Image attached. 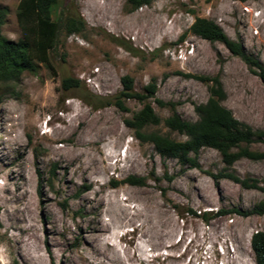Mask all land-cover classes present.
Returning <instances> with one entry per match:
<instances>
[{"label": "rangeland", "instance_id": "rangeland-1", "mask_svg": "<svg viewBox=\"0 0 264 264\" xmlns=\"http://www.w3.org/2000/svg\"><path fill=\"white\" fill-rule=\"evenodd\" d=\"M20 1L0 0L7 10L2 34L15 42L24 37ZM73 12L86 28L60 35L50 67L38 63L36 73L0 84V264H187L188 228L198 236V228H217L205 235L234 242L230 264H256L250 234L264 231V215L218 216L209 223L200 217L251 210L264 193L228 180L216 185L204 173L224 168L213 149L200 151L202 171L160 157L124 123L144 104L127 100V111L114 104L123 77L130 76L140 94L154 81L155 99L196 122L195 106L208 101L209 85L183 75L219 76L222 105L264 130L260 78L222 44L189 31L196 18L212 20L264 64V0H152L136 9L127 0H58L52 15ZM65 78L79 80L80 89L62 90ZM148 102L163 121L171 116ZM147 130L186 139L164 123ZM233 170L264 180V161L241 159ZM131 176L147 184L123 183Z\"/></svg>", "mask_w": 264, "mask_h": 264}, {"label": "trees", "instance_id": "trees-1", "mask_svg": "<svg viewBox=\"0 0 264 264\" xmlns=\"http://www.w3.org/2000/svg\"><path fill=\"white\" fill-rule=\"evenodd\" d=\"M127 1L135 9L152 3V0ZM57 4L58 0H21L17 19L24 30V37L16 42L2 34L7 10L0 7V84L16 83L24 74L36 73L38 63L50 67V54L55 50L60 35L71 36L81 34L85 30V20L77 12L67 14L64 18L63 16L54 18L52 12ZM189 31L211 44H222L234 57L243 61L249 71L259 77L264 84V64L260 59L249 54L241 42L231 40L216 22L206 18H196ZM184 38L185 36L180 39V42L184 41ZM129 51L133 50L129 49ZM183 76L209 85L208 101L195 106L198 121L183 120L175 104L155 99L156 82L150 83L140 94L135 92L134 80L130 76H125L121 79L123 89L116 97L114 105L121 111H127L125 107L127 100H136L144 104L131 119L125 120V126L134 132V137L140 143L152 144L160 157L177 160L182 167L202 171L198 155L202 149H213L220 154L224 168L218 174L204 173L211 177L216 185H219L221 180H228L242 189L264 193V180L253 177L241 178L233 170L235 163L241 159L253 162L264 161V130L254 129L240 122L234 117L232 111L222 105L226 100V93L219 76L205 77L192 74ZM61 87L65 91L80 89V81L65 78L62 80ZM151 99L160 108H168L171 116L163 121L156 114L152 104L148 102ZM162 123L171 132L179 133L186 139L179 142L160 132L147 130L150 127H159ZM255 146H261L262 150L255 149ZM167 180L171 182L172 178L167 176ZM123 183L134 187H144L147 179L131 176ZM190 212L194 214L193 211ZM225 215H238L245 218L253 215L263 216L264 200L248 211L220 210L216 214L206 213L203 218L209 223L211 219ZM251 248L256 263L264 264V231L253 236Z\"/></svg>", "mask_w": 264, "mask_h": 264}, {"label": "built area", "instance_id": "built-area-1", "mask_svg": "<svg viewBox=\"0 0 264 264\" xmlns=\"http://www.w3.org/2000/svg\"><path fill=\"white\" fill-rule=\"evenodd\" d=\"M200 218L204 221L203 216ZM233 222L234 220L231 219L230 223ZM211 229L213 231L217 228H198V230H200L199 236L194 233L195 228L187 229V249L189 248V253H187V264H230L231 259L233 260L235 258L236 246L234 242L229 240L228 237L222 238L221 242L212 241L205 235L206 232ZM219 229H221L223 235H226L225 228ZM259 232L262 231L252 232L250 234V241H252L253 236ZM207 239L209 242L206 241ZM215 243L218 244L215 245Z\"/></svg>", "mask_w": 264, "mask_h": 264}]
</instances>
